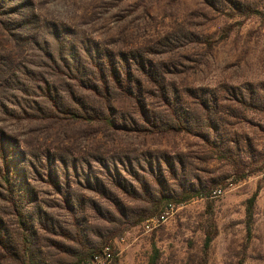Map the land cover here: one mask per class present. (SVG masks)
<instances>
[{
    "label": "rangeland",
    "instance_id": "374dc122",
    "mask_svg": "<svg viewBox=\"0 0 264 264\" xmlns=\"http://www.w3.org/2000/svg\"><path fill=\"white\" fill-rule=\"evenodd\" d=\"M53 26L108 46L134 45L136 56L149 48L152 57L161 50L146 43L150 36L169 32L190 57L183 74L197 99L188 102L216 105L215 118L225 108L239 118L189 127L216 147L193 133L150 135L143 123L120 117L114 131L67 127L59 134L23 127L19 106L27 98L1 87L0 130L11 143L0 135V168L5 153L21 190L4 193L0 180V226L10 251H0V264H18L14 253L26 264H76L105 246L118 253L117 264H264V171L249 172L253 160L264 159V0H0V59L12 52L19 73L46 72L36 46L52 42ZM201 36L210 42L206 52ZM192 108L200 114V105ZM67 137L74 152L51 154L55 164L48 165L43 145ZM22 140L31 149L28 165L17 150ZM219 147L230 149L227 160L215 157ZM257 188L248 234L247 200ZM196 192L201 197H190ZM166 203L163 219L145 230ZM18 211L27 227L24 256Z\"/></svg>",
    "mask_w": 264,
    "mask_h": 264
},
{
    "label": "trees",
    "instance_id": "16d2710c",
    "mask_svg": "<svg viewBox=\"0 0 264 264\" xmlns=\"http://www.w3.org/2000/svg\"><path fill=\"white\" fill-rule=\"evenodd\" d=\"M51 29L52 42L46 39L40 40L36 46L46 59L44 63L47 67L46 72L32 71L30 77L19 73L13 68L16 61L12 52L0 59V88L10 89L11 93L18 91L25 99L27 98L24 100L25 105L19 106L20 111L26 114V118L22 121L23 127L42 125L41 127L47 129L57 128L59 134L64 133L67 127L71 129L99 127L101 130L114 131L117 127L116 118L120 117L131 125L143 123L144 131L150 135L193 133L202 137L199 132H194L201 128H198V125L214 127L215 121L231 125L226 117L239 118V114L229 108H225L227 112L224 111L223 116L215 118L213 115L216 105L210 107L206 101L197 104L188 102L197 99L193 95V88L188 84L187 77L183 74L186 65L184 62L190 61V57L186 47L184 50L175 49L172 34L169 32L150 36L151 40L146 43L151 44L155 50H161L159 56L152 57L146 54L150 51L149 48L142 50L144 54L136 56L133 54L134 45L108 46L99 39L79 35L77 30L72 28L53 26ZM199 39L202 51L206 52L205 47H209L210 42L203 36ZM18 46L19 43L13 44L12 49ZM26 47L31 51V44H26ZM195 105L201 106L200 114L188 111L191 107H194L192 112L196 111ZM190 126H193L194 130H191ZM0 135L6 139V142L11 143V138H8L9 135L3 130H0ZM202 138L206 140L207 145L216 147V144L213 145L205 137ZM70 140L71 137H67L51 144H44V151L47 152L45 162L53 166L55 163L49 158L51 154L70 155L74 152L76 147L69 144ZM17 145V150L24 152L20 157L22 162L28 165L26 158L31 154L29 144L22 140ZM214 153L217 159L227 160L230 149L219 147ZM1 157L5 164L3 169L0 168L1 185L4 193L8 192L12 195L13 192L21 189L20 187L16 189L12 182V169L6 165L7 154L1 153ZM66 163V160L59 161L62 168L66 167ZM252 163L254 168L249 171L250 173L264 171V159L261 156ZM258 191L259 188L247 200L248 234ZM190 197H201V194L196 192ZM16 202L20 204V200ZM170 204H165L163 212ZM22 214L21 211L16 213V224L21 238V254L24 256L28 236ZM6 237V232H3L0 226V251L5 250L10 253L6 246ZM212 239L213 234L206 236L205 249ZM93 253L95 252L86 255L78 263ZM20 258L14 253V259L19 260L18 264H26L20 262L22 259ZM114 264H117V260Z\"/></svg>",
    "mask_w": 264,
    "mask_h": 264
},
{
    "label": "built area",
    "instance_id": "2783aa9c",
    "mask_svg": "<svg viewBox=\"0 0 264 264\" xmlns=\"http://www.w3.org/2000/svg\"><path fill=\"white\" fill-rule=\"evenodd\" d=\"M172 204L168 205L165 210L168 207H171ZM165 214V211L159 215V218H150L149 220L145 221L144 228L145 230H149L153 227L154 222H158L160 219H163V215ZM118 253L115 252V250L109 246H105L98 250L97 252L93 253L91 256L84 258L81 260L78 264H114L117 260Z\"/></svg>",
    "mask_w": 264,
    "mask_h": 264
}]
</instances>
